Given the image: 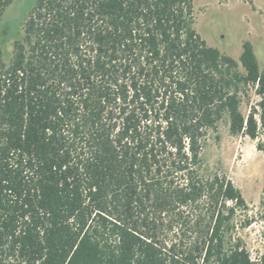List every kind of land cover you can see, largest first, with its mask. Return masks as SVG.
I'll use <instances>...</instances> for the list:
<instances>
[{
    "label": "trees",
    "instance_id": "16d2710c",
    "mask_svg": "<svg viewBox=\"0 0 264 264\" xmlns=\"http://www.w3.org/2000/svg\"><path fill=\"white\" fill-rule=\"evenodd\" d=\"M8 41L0 264H255L241 232L257 220L206 158L224 117L264 155L250 42L237 61L208 46L193 0H25Z\"/></svg>",
    "mask_w": 264,
    "mask_h": 264
},
{
    "label": "rangeland",
    "instance_id": "374dc122",
    "mask_svg": "<svg viewBox=\"0 0 264 264\" xmlns=\"http://www.w3.org/2000/svg\"><path fill=\"white\" fill-rule=\"evenodd\" d=\"M25 0H15L5 12L1 25L16 18ZM195 29L210 47L238 60L244 41L251 43L259 69H264V0H193ZM26 15V14H25ZM23 19L18 23L22 27ZM3 58L12 53V41L0 44ZM239 71L243 69L239 66ZM258 97L252 90L243 98L240 111L246 115L256 106ZM264 143V132L260 135ZM254 141L232 136L228 119L224 117L215 133L210 135L206 158L218 165L240 190L249 206V215L257 221L241 232V236L255 264H264V155L257 151Z\"/></svg>",
    "mask_w": 264,
    "mask_h": 264
}]
</instances>
